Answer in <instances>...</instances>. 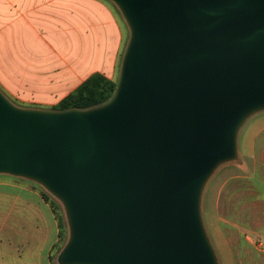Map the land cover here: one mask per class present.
<instances>
[{
	"label": "water",
	"instance_id": "1",
	"mask_svg": "<svg viewBox=\"0 0 264 264\" xmlns=\"http://www.w3.org/2000/svg\"><path fill=\"white\" fill-rule=\"evenodd\" d=\"M130 37L116 92L85 110L0 90V174L62 205L59 264H219L202 213L264 111V0H110Z\"/></svg>",
	"mask_w": 264,
	"mask_h": 264
},
{
	"label": "crops",
	"instance_id": "2",
	"mask_svg": "<svg viewBox=\"0 0 264 264\" xmlns=\"http://www.w3.org/2000/svg\"><path fill=\"white\" fill-rule=\"evenodd\" d=\"M119 18L110 0H0V86L13 99L55 106L93 73L114 80L124 41ZM36 193L0 189V264H37L38 250L1 237L5 222L19 226L20 207L30 210ZM257 233L261 242L252 251L263 258L264 228ZM239 250V263L249 264L248 249ZM41 255L51 259L48 248Z\"/></svg>",
	"mask_w": 264,
	"mask_h": 264
},
{
	"label": "rangeland",
	"instance_id": "3",
	"mask_svg": "<svg viewBox=\"0 0 264 264\" xmlns=\"http://www.w3.org/2000/svg\"><path fill=\"white\" fill-rule=\"evenodd\" d=\"M117 11L124 29V41L114 80L119 78L121 59L130 37L129 27L118 7ZM0 90L18 107L45 111L55 110L50 104L25 103L13 99L5 93L1 86ZM238 147V160L221 166L204 189L203 219L219 264H240L243 258L239 255L240 248L248 249L246 260L249 264H264V257H258L253 252L256 251L254 250L256 244L261 242L258 240L257 232L264 228V111L251 116L245 122L239 131ZM2 187H32L36 190L37 197L32 201L30 210L24 208L23 205L20 207L19 226L16 223L11 227L7 222L3 224L1 237L6 241L14 239L17 242L18 240V246L22 249L38 250L37 264H43L45 258H47V263L59 264L57 261L61 251L59 248L62 249L68 239V226L62 205L42 186L23 178L0 174V189ZM45 193L59 204V211L66 223L64 240L56 247L53 244L58 240V221L51 204L43 198ZM1 205L5 206V203L2 202ZM29 215L31 223L28 222ZM238 215L244 222L239 221ZM245 240L250 243L252 249L246 246ZM46 248L50 250L52 259L41 255L42 250Z\"/></svg>",
	"mask_w": 264,
	"mask_h": 264
},
{
	"label": "trees",
	"instance_id": "4",
	"mask_svg": "<svg viewBox=\"0 0 264 264\" xmlns=\"http://www.w3.org/2000/svg\"><path fill=\"white\" fill-rule=\"evenodd\" d=\"M117 84L118 80L110 79L99 72L93 73L72 92L61 99L54 106V108L56 111H65L70 109L85 110L105 104L115 94ZM43 198L51 204L52 211L58 221V240L53 244V246L56 247L64 240L66 223L59 211V204L55 200L51 199L50 195L47 193L43 194ZM59 250H61V247Z\"/></svg>",
	"mask_w": 264,
	"mask_h": 264
}]
</instances>
